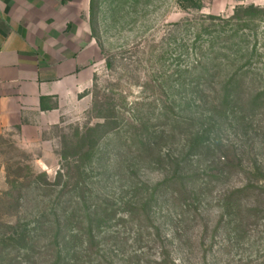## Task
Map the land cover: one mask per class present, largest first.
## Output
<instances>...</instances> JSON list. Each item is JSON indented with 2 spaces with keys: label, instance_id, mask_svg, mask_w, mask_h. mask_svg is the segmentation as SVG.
<instances>
[{
  "label": "rangeland",
  "instance_id": "1",
  "mask_svg": "<svg viewBox=\"0 0 264 264\" xmlns=\"http://www.w3.org/2000/svg\"><path fill=\"white\" fill-rule=\"evenodd\" d=\"M203 3L57 15L90 83L0 133V264H264V0Z\"/></svg>",
  "mask_w": 264,
  "mask_h": 264
},
{
  "label": "crops",
  "instance_id": "2",
  "mask_svg": "<svg viewBox=\"0 0 264 264\" xmlns=\"http://www.w3.org/2000/svg\"><path fill=\"white\" fill-rule=\"evenodd\" d=\"M71 1L0 0V133L45 114L48 100L83 90L93 37L88 29L56 26ZM51 19L55 25L49 27Z\"/></svg>",
  "mask_w": 264,
  "mask_h": 264
},
{
  "label": "trees",
  "instance_id": "3",
  "mask_svg": "<svg viewBox=\"0 0 264 264\" xmlns=\"http://www.w3.org/2000/svg\"><path fill=\"white\" fill-rule=\"evenodd\" d=\"M179 4L185 8V9H189V8H193V9H201L203 6V0H178ZM212 17V16H211ZM234 87L230 84V85H226L223 89L224 91V96H225V101L220 103V106L224 108V105H227L228 102L230 100H233L234 98H236V94H237V89H233ZM264 96V90H259L256 92V94L254 96L251 97V108L252 105L256 104L262 97ZM46 97H41V107L45 108L44 106V101H45ZM186 179V177H184ZM248 190V186H243V187H238L235 188L233 190H231L229 192V195L231 197L237 196L240 197L242 194H244L246 191ZM235 198V197H234ZM249 212H257V213H264V209H259L256 207L250 208ZM255 217H257V215H254Z\"/></svg>",
  "mask_w": 264,
  "mask_h": 264
}]
</instances>
